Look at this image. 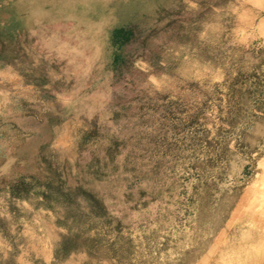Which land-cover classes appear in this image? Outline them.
<instances>
[{
    "label": "rangeland",
    "instance_id": "1",
    "mask_svg": "<svg viewBox=\"0 0 264 264\" xmlns=\"http://www.w3.org/2000/svg\"><path fill=\"white\" fill-rule=\"evenodd\" d=\"M263 163L264 0H0V264H264Z\"/></svg>",
    "mask_w": 264,
    "mask_h": 264
},
{
    "label": "bare ground",
    "instance_id": "2",
    "mask_svg": "<svg viewBox=\"0 0 264 264\" xmlns=\"http://www.w3.org/2000/svg\"><path fill=\"white\" fill-rule=\"evenodd\" d=\"M94 6V5H93ZM78 7V6H77ZM104 7V6H103ZM83 8V7H82ZM94 10V9H93ZM82 11V10H81ZM80 14V13H79ZM101 17V16H100ZM235 17V16H234ZM254 21V20H253ZM209 23V22H208ZM245 23V22H244ZM220 25H222V24H220ZM21 31V30H20ZM192 41V40H191ZM193 46V45H192ZM204 49V48H203ZM54 52V51H53ZM211 74V73H210ZM157 81V80H156ZM227 85V84H226ZM137 157V156H136ZM154 157V156H153ZM263 165H264V163H263ZM263 170V169H262ZM263 179H264V177H263ZM261 180H262V178H261ZM262 187V186H261ZM257 196V195H256ZM260 196V195H259ZM258 196V197H259ZM255 198V197H254ZM257 198V197H256ZM261 199V198H260ZM252 215V214H251ZM252 222V221H251ZM249 225V224H248ZM250 229V228H249ZM253 237H254V235H253ZM243 240V239H242ZM244 241V240H243ZM243 244V243H242ZM32 246V245H31ZM257 247V246H256ZM34 249V248H33ZM225 258V257H224ZM227 261V260H226ZM257 264V263H256Z\"/></svg>",
    "mask_w": 264,
    "mask_h": 264
}]
</instances>
